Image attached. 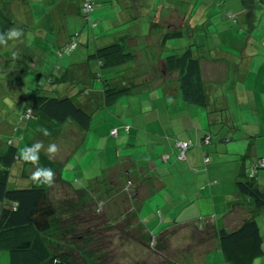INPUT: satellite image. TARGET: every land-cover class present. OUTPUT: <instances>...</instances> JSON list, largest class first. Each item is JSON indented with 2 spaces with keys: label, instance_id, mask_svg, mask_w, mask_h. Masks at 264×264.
Segmentation results:
<instances>
[{
  "label": "crops",
  "instance_id": "crops-1",
  "mask_svg": "<svg viewBox=\"0 0 264 264\" xmlns=\"http://www.w3.org/2000/svg\"><path fill=\"white\" fill-rule=\"evenodd\" d=\"M13 1L0 0L11 15L16 13ZM92 1L93 28L83 18L82 0H34V87L45 74L52 82L45 84L44 90L55 96L70 94L91 117L101 106L117 107L109 118L104 114L105 133L97 145L108 147V158L100 161L101 156L90 155L94 159L88 157L82 171L89 174L95 168L96 173L84 176L80 171L88 181L86 186H102L106 179L125 183L130 194L126 203L133 216L154 240L163 241L162 246L170 244L164 236L185 227L179 236L184 243L178 246L182 264H264V238L261 250L256 251L249 238L221 248L218 236L219 228L233 230L247 218L256 220L264 236V205L255 208L250 197L236 191L235 184L243 179L246 167L264 156V33L254 34L264 20V0ZM46 7L48 14L39 15ZM228 11L236 15V23ZM73 32H78L87 55L97 47L118 42L136 58L119 69H101L99 88H94L87 56L80 66L72 61L61 69L53 68L54 63L53 69L46 68L42 74L43 55L36 52L46 55L50 51V58L55 56L58 61L66 53L56 57L57 49ZM186 50L198 58L205 105L185 99L179 71L166 67L168 55ZM54 70L59 71L53 75ZM78 77L88 79L92 88L75 90L66 84ZM106 85H127L131 90L104 104ZM122 96L129 98L124 101ZM113 128L115 134L110 132ZM88 129L69 121L61 124L57 135L63 132L71 141L60 147L63 158H57V151L47 155L55 163L53 181L73 188L74 159L82 144L93 141ZM204 134H209L210 140L200 146ZM174 139L193 142L184 160L175 158ZM205 153L210 158L206 165ZM164 155H169V165L164 164ZM227 157L234 164L223 177L220 163ZM82 161L83 157L78 159V165ZM162 168L166 171L160 173ZM182 175L187 177L175 183L178 189L173 198L178 214L167 218L171 214L163 216L158 210L159 193L166 181ZM256 184L264 192V169L258 171ZM157 210L164 226L157 223ZM161 227L152 235L154 228ZM0 264H8L5 251H0Z\"/></svg>",
  "mask_w": 264,
  "mask_h": 264
},
{
  "label": "rangeland",
  "instance_id": "rangeland-1",
  "mask_svg": "<svg viewBox=\"0 0 264 264\" xmlns=\"http://www.w3.org/2000/svg\"><path fill=\"white\" fill-rule=\"evenodd\" d=\"M13 3L16 4L14 11L16 13L13 14L15 22L11 28L20 29L22 35L19 38L9 40L7 45L0 46V151L5 148L9 141L12 142L9 143L12 145L18 144L19 138H23L25 141L26 136H23L24 133L21 132L24 122L19 120V117L24 111L31 109L33 105L34 81H36L34 80V16H36L37 11L34 9V0H14ZM1 4L2 7L3 4ZM2 8L5 11L8 10L4 5ZM48 12L49 8L46 7L45 12L40 11L39 15L48 14ZM261 33H264V20L261 21V24L258 23L254 30L255 35H261ZM84 48L86 47L79 43L74 52L59 58L57 62H55V56L50 58V51L46 55L37 51L39 56L43 55L41 60L45 63V68L41 70V73H45L46 68L51 69V64L54 63H57L61 69L68 67L72 61L75 62L71 63L72 65L80 66L88 52L85 51L84 53ZM13 51L17 53L15 59L11 57ZM88 65L94 73L93 80L96 83L94 88H99L101 80L95 78V75L98 73L103 75L104 72H99L101 69L95 61L88 60ZM58 71L54 70L53 73ZM39 78L45 83V74ZM66 84H72V89L75 90L79 88L90 90L92 88L90 81L82 77L69 79ZM121 98L126 101L129 97L122 96ZM116 108V105L101 106L95 114L99 112L91 117L87 134L93 141H84V145L82 144L77 157L74 159L75 163L71 169L73 188L55 180L52 186L47 189V200L55 208V214L50 218L51 229L43 234V239L52 253L61 249L69 250L72 254L73 264H182L178 253V249L181 247L178 248V246L183 241L179 236L182 235L185 227H178L177 230L171 231L167 237L163 235V240H169L170 244L166 242L165 246H162L163 241L154 240L150 234L141 228L133 216L126 203L130 194L125 183H121V181L119 183L118 181L110 182L106 179L102 186L100 183H91L86 186L88 181H85L86 177L80 173L87 158L94 159L90 155L101 156L98 157L100 161L108 158L110 154L108 147L105 148L103 145L97 147V145L99 144L98 140L101 139L99 136H103L105 133L102 122L104 114H107L109 118ZM113 119L117 120L115 117ZM24 121L27 123L26 119ZM15 125L18 126V130L14 129ZM30 131L32 130L30 129ZM94 137L96 138L94 139ZM66 138L67 135L62 132L55 138L49 139L48 142H42L43 147L40 152L48 156L53 155V153L47 152V148L49 144L55 143L57 145V158H63V149L60 147L70 145L68 143L71 141ZM23 144L25 143L23 142ZM82 157L83 161L78 165V159ZM222 160L225 161L220 163L223 164L220 170L221 175L225 177L230 172L226 169H230L234 163L229 161L228 157ZM18 161L16 159L11 171V173H15L14 178L16 180L19 179L16 174ZM55 162L59 163L58 160ZM164 164L169 165V162L164 161ZM163 169L159 172L166 171V168ZM27 172L34 174L36 172L35 166H30ZM74 172H79L77 177L74 176ZM82 172L84 176L91 175L96 173V169L94 168L89 174L85 170ZM183 177H187V175L176 176L175 181H166V186L159 193L161 198L157 200L158 210H162L163 216L166 213L172 215L167 218H173L178 214L179 210L175 207L173 200L178 189L175 187V183L180 184ZM18 181L27 183L25 179ZM158 210L156 211V219H159L157 223L164 226V224L159 223L161 217ZM162 228H154L152 235L158 234Z\"/></svg>",
  "mask_w": 264,
  "mask_h": 264
},
{
  "label": "trees",
  "instance_id": "trees-1",
  "mask_svg": "<svg viewBox=\"0 0 264 264\" xmlns=\"http://www.w3.org/2000/svg\"><path fill=\"white\" fill-rule=\"evenodd\" d=\"M86 3L91 7L90 9L85 10ZM81 10L85 22L93 28L94 21L91 16L95 10L93 1L82 0ZM227 15L233 22H237V17L232 11H228ZM14 22L13 15L0 6V33H6ZM78 44V32L71 33L68 40L57 49L56 57L70 53ZM87 58L88 60L96 59L100 69H119L125 63L133 61L136 56L130 51H126L120 43L112 42L97 47L94 52L87 55ZM165 59L168 69L179 71L182 96L191 102L205 105L206 98L200 80L198 58L186 50L180 55L170 54ZM55 67L59 68L60 66L56 63L53 65V68ZM95 78L103 80L101 73L96 74ZM45 79V83L41 80L36 82L33 105L19 117V120L24 122L21 132L24 133L23 136H26V142L23 141V138H19V143L16 145L9 144L11 142L9 141L0 151V251L7 253L8 264H73L72 254L69 250L61 249L52 253L43 239V234L51 229L50 218L55 214V208L46 196L47 189L52 186L54 181L51 184L38 183L34 174L27 172L30 166H35L36 170L38 167L51 168L54 172L55 163L42 152H39L38 163L26 161L22 157V152L25 147L37 141L45 142L56 136L64 122H73L86 129L89 126L91 115L70 94L64 96L49 94L44 90V86L51 83L52 80L48 77ZM130 90L131 87L127 85H106L104 87V104H110ZM24 119L27 120V123ZM15 128L18 130L17 125ZM42 129H47L49 135H43ZM112 130H115L116 133V128L110 131L111 134H115L112 133ZM209 140V134H204L200 146L207 144ZM177 141L187 143L184 158L179 157L180 149L175 145ZM192 144L190 139H174L175 158L184 160ZM263 157L257 159L250 167H246L243 179L235 182L236 191L250 197L257 209L264 205V192L256 184L258 171L264 169V166L261 167L258 164ZM16 159L19 160L16 174L19 179L27 180V183L18 181L19 179L16 180L15 173H11ZM168 159L169 155L162 156L163 161H168ZM203 161L205 165L210 161L206 153L203 156ZM218 236L221 248H228L239 240L249 238L252 241V248L256 251L261 250L264 238L253 218L244 219L233 230L219 228Z\"/></svg>",
  "mask_w": 264,
  "mask_h": 264
},
{
  "label": "clouds",
  "instance_id": "clouds-1",
  "mask_svg": "<svg viewBox=\"0 0 264 264\" xmlns=\"http://www.w3.org/2000/svg\"><path fill=\"white\" fill-rule=\"evenodd\" d=\"M22 35L20 29L11 28L6 33H0V46H4L8 44L9 40H13L19 38ZM11 57L13 59L17 58V53L13 51L11 53ZM43 135H49L47 129H42ZM43 147V143L41 141H37L36 143L27 146L23 149L22 157L26 161H31L33 163H38L39 161V152ZM57 151V145L55 143L49 144L47 148L48 153H55ZM55 173L51 168H43L38 167L36 172L34 173V177L37 178L38 183H48L51 184L53 181Z\"/></svg>",
  "mask_w": 264,
  "mask_h": 264
},
{
  "label": "built area",
  "instance_id": "built-area-1",
  "mask_svg": "<svg viewBox=\"0 0 264 264\" xmlns=\"http://www.w3.org/2000/svg\"><path fill=\"white\" fill-rule=\"evenodd\" d=\"M90 8L91 7L88 5V3H86L85 10L90 9ZM112 133H115V130H112ZM175 145H176V147H178L180 149L179 157L184 158V151L186 150L187 143L184 141H177ZM258 164L261 167L264 166V157L259 160Z\"/></svg>",
  "mask_w": 264,
  "mask_h": 264
}]
</instances>
